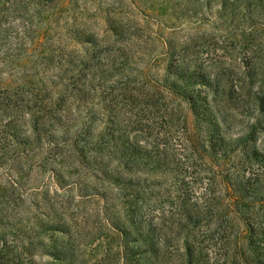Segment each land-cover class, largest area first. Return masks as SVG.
Returning <instances> with one entry per match:
<instances>
[{"label":"rangeland","instance_id":"1","mask_svg":"<svg viewBox=\"0 0 264 264\" xmlns=\"http://www.w3.org/2000/svg\"><path fill=\"white\" fill-rule=\"evenodd\" d=\"M257 232L264 0H0V264H264Z\"/></svg>","mask_w":264,"mask_h":264},{"label":"trees","instance_id":"2","mask_svg":"<svg viewBox=\"0 0 264 264\" xmlns=\"http://www.w3.org/2000/svg\"><path fill=\"white\" fill-rule=\"evenodd\" d=\"M233 201H234V206L236 208V211L238 210L237 208L240 209V212L241 211H244V208H242V206H241V202H243L242 200H240L239 198L234 197L233 198ZM246 202L247 203H250L248 201H246ZM132 225L134 226V229L135 230H137L138 232H140V234H142L143 236L145 235L146 228H145V226L142 223L133 222ZM252 232H253V230H252ZM257 234L258 235L261 234V241L264 242V232H262V233H258L257 232Z\"/></svg>","mask_w":264,"mask_h":264}]
</instances>
